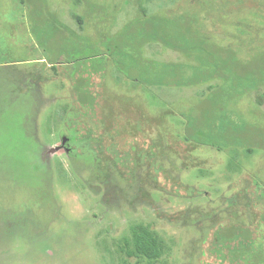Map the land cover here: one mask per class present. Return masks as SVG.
I'll list each match as a JSON object with an SVG mask.
<instances>
[{
	"label": "rangeland",
	"instance_id": "obj_1",
	"mask_svg": "<svg viewBox=\"0 0 264 264\" xmlns=\"http://www.w3.org/2000/svg\"><path fill=\"white\" fill-rule=\"evenodd\" d=\"M153 15L264 66V0H0V264H264V86L141 45Z\"/></svg>",
	"mask_w": 264,
	"mask_h": 264
},
{
	"label": "trees",
	"instance_id": "obj_2",
	"mask_svg": "<svg viewBox=\"0 0 264 264\" xmlns=\"http://www.w3.org/2000/svg\"><path fill=\"white\" fill-rule=\"evenodd\" d=\"M165 19L166 18L164 17L153 15L147 22H139V24H141V33L139 34V36L144 35V37H142L139 41L141 45H144L145 42L148 43L153 39H158L165 46L187 54V56L190 58L196 57L197 59H199V61L203 60V58L211 60L216 59L219 63V68L227 67L231 72L238 73L239 75L249 74L254 78L256 87L260 86L262 88L264 86V66L259 70H250V68H241L239 70L235 66H233L232 56H228L227 58L223 57L221 59L222 53L228 50H223L224 48H221L222 50L219 49V51H217L219 57H216L215 52L209 48L210 44H208L203 38L195 36V34L193 33V26L189 24V22H191L192 20H188V15L183 21L177 22H180V27L178 25H175L176 27H168V24L162 21ZM78 20L82 21V18L78 17ZM174 27L180 28L181 32H177ZM182 27L185 29V31H182ZM158 31L161 35L157 34ZM185 37H187V42L182 41V39ZM78 88V98L82 104H93L95 102L94 96L87 92H84V90H81L80 86ZM237 232L238 231L236 228L230 229L227 238L233 239L236 237V235H239L241 237L244 236L245 239H249L245 233L242 235V233ZM131 233L132 247L128 252L129 256H134L138 259V261L141 262L161 261L163 250L165 249L164 244L149 228L143 225H134L131 228ZM255 264L260 263L257 260V263Z\"/></svg>",
	"mask_w": 264,
	"mask_h": 264
}]
</instances>
